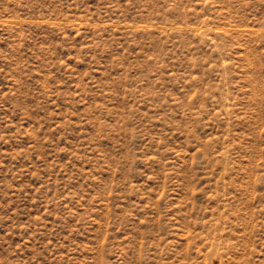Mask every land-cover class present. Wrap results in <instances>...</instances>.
I'll return each mask as SVG.
<instances>
[{"label":"rangeland","instance_id":"rangeland-1","mask_svg":"<svg viewBox=\"0 0 264 264\" xmlns=\"http://www.w3.org/2000/svg\"><path fill=\"white\" fill-rule=\"evenodd\" d=\"M0 264H264V0H0Z\"/></svg>","mask_w":264,"mask_h":264}]
</instances>
